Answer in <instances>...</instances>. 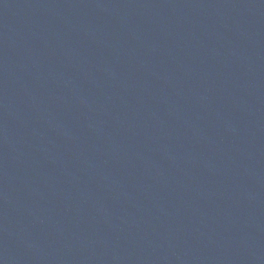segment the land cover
Returning a JSON list of instances; mask_svg holds the SVG:
<instances>
[{"label": "water", "instance_id": "1", "mask_svg": "<svg viewBox=\"0 0 264 264\" xmlns=\"http://www.w3.org/2000/svg\"><path fill=\"white\" fill-rule=\"evenodd\" d=\"M0 264H264V0H0Z\"/></svg>", "mask_w": 264, "mask_h": 264}]
</instances>
